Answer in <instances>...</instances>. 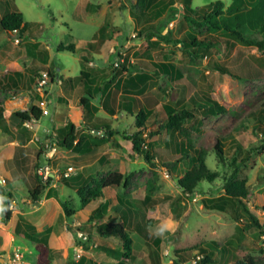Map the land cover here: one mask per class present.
<instances>
[{"label": "rangeland", "instance_id": "rangeland-1", "mask_svg": "<svg viewBox=\"0 0 264 264\" xmlns=\"http://www.w3.org/2000/svg\"><path fill=\"white\" fill-rule=\"evenodd\" d=\"M155 1L158 0H0V19L19 12L23 21L30 25L18 44L14 42L18 35L6 34L0 28V92L14 90L11 89L13 92L9 94L3 93L6 107L9 110L28 108L30 103L24 105L22 100L26 95L28 98L38 95L34 85L39 78L35 77V72L50 71L54 82L51 86L48 84L46 99L51 105L47 109L52 118L56 116L55 123L51 124V115L43 117L32 130L19 124L15 118L10 128L3 124L0 126V138L13 139L22 146L17 148L16 154L23 163L9 195L11 214L13 218H20L24 213L36 221V217L42 218L45 214L44 210L53 211L57 219L48 241L50 264H173L175 252L183 251L195 258L196 248L209 242L227 245L226 253L213 254V264H233L247 255L252 256L256 264H264V150L259 154L255 152L241 169V178L250 191L248 200L243 201L245 209L233 203L219 204L222 201L218 200L223 198V176L230 171L226 166L217 165L212 152L219 128H226L242 151L261 144V137L253 132L252 124L264 110V52L235 43L223 30L193 28L184 19L183 0H171L172 7L152 23L160 27V35L168 36L170 42L158 41L155 30L151 29L138 35L145 26L142 23L144 14L152 11L150 5ZM163 1L170 3V0ZM184 1L189 2L192 10L217 1H221L223 9H226L232 3V0ZM244 1L250 5L255 0ZM229 17L226 14L221 21L230 22ZM246 30L249 37L261 38L260 31H250L248 27ZM189 35L217 45L200 50L191 58L180 44L174 43V40ZM120 58H124L121 66L127 70L131 64H136L137 70L133 71L150 75L143 94L136 97L135 104L131 103V113L119 106L120 97L126 96L122 82L127 76L120 65L114 67ZM155 63L173 65L181 73V78L155 74L152 67ZM214 65L233 71L238 79L215 73L211 70ZM80 71L89 74L96 87L107 84L109 87L103 97L97 95L92 100L98 111L91 118L79 108V98L86 96L82 92ZM14 73H18L20 79ZM56 76L63 81L61 88L67 101L50 94L57 89ZM14 79L17 80L15 86L11 82ZM51 97H54L53 101ZM192 98H208L239 108L242 118L221 116L211 120L198 115L185 125L195 147L208 150L205 157L207 167L220 174L213 183L203 182L193 195H187L179 187L178 177L188 164L184 162L176 171H167L164 164L175 162L180 155L173 146L167 145L169 137L165 132L151 137L149 134L167 118L163 107L178 109L185 106L190 109ZM15 102L18 103L14 105ZM141 108L151 111L143 137L154 150V168L142 156L132 152L131 142L127 139L136 131L135 115ZM248 115L250 119H243ZM100 120L109 121L115 144L106 143L85 154L59 147L50 161L58 175L49 185L43 182L44 192L38 204L33 205L28 200L27 189L34 186L37 165L48 161L44 159L45 150L41 147L42 141L47 139L45 129L54 130V126L59 129L72 122L78 128V135L91 138L93 134L88 132L90 124H97ZM239 122L245 123L244 127ZM34 136L38 142L34 141ZM97 136L101 138V134ZM174 137L177 141L183 139L180 135ZM233 152L227 145L225 158L230 160ZM67 170H72V173L64 178L61 174ZM111 173L129 177V187L107 188L100 197L88 199L87 206L82 208L74 186L93 189L95 183ZM55 192L58 200L69 203L73 212L70 220L64 218L62 209H57L58 200L53 197ZM146 196L150 197L152 208H145L143 201ZM119 199L129 201L139 214L126 225L132 239L129 259L123 257L118 239L103 238L96 231L97 225L121 222L120 217L110 211ZM104 205L107 207L102 212ZM2 207L0 260L4 261L0 264H9L16 249L22 255L21 264H36L33 243L19 235L21 228H16L15 232L9 229V222H4L2 217ZM96 208H101L102 215L99 214L101 217L96 222L89 223L88 217ZM60 216L62 218L58 221ZM137 225L145 226L150 237L140 236L136 231ZM79 234L86 236L87 240ZM39 236L31 234L34 238ZM155 238L160 240L159 244L154 242ZM195 260L184 264H196Z\"/></svg>", "mask_w": 264, "mask_h": 264}, {"label": "trees", "instance_id": "trees-1", "mask_svg": "<svg viewBox=\"0 0 264 264\" xmlns=\"http://www.w3.org/2000/svg\"><path fill=\"white\" fill-rule=\"evenodd\" d=\"M153 1V0H152ZM183 14L185 21L193 28L207 27L211 30H223L227 33L235 43L244 47H254L258 51L264 52V0H255L250 5H248L244 0H232V3L223 9L221 1H217L209 6L202 7L198 10L190 9L189 2L183 0ZM150 3H147L149 5ZM173 2H165L163 0L155 1L150 5L152 11L144 14V19L142 23L145 26L140 30L138 35H143L144 32L148 30H155V34L158 36V41L170 42L168 36L160 35V27L153 26V22L161 19L163 15L170 9ZM230 15V22H226L221 19L225 15ZM199 18V20H197ZM30 27L29 24L23 21V15L19 12H13L5 15L0 20V28L6 34H12L13 31H17V35L23 38L26 29ZM247 27L251 30H258L261 32V38L254 39L249 37L247 32ZM157 42H154L156 44ZM175 44H180L183 49H185L191 58L197 56V52L200 50H207L210 47L216 46V42H212L207 39L198 40L195 36H186L181 40H174ZM155 74L164 75L170 78H181V73L171 64L168 63H155L152 64ZM120 68L127 74L126 78L123 80V91L126 94L120 97L119 106L124 107L129 113H131L132 104H135L136 97L141 96L145 91V86L150 80V75L146 72L133 71L137 70L136 64L130 65V70L125 67L120 66ZM217 74L223 76H230L232 78L238 79L234 75L233 71L222 68L220 66L214 65L211 68ZM50 79H52V73L48 71ZM35 77L40 78L41 73L35 72ZM80 77L82 78L83 94L79 101V108L88 117H94L97 113L98 108L92 104V100L100 95L103 97L108 91V84L103 87H96L94 79L87 73L80 71ZM13 92L11 89L3 90L0 92V122L4 121L10 114L18 121L19 124L26 122L35 121V124L41 118V110L36 105H29L26 110H17L10 112L3 108L5 101V96L1 97V94ZM34 100H40L39 95L34 96ZM132 103V104H131ZM191 108L180 107L178 109L172 108L170 106L163 107V110L167 116L165 121L157 126L149 136L160 135L161 132H165L169 137V143L167 145L173 146L175 151H178L180 157L171 164H164V168L167 171H176L181 163H187L188 168L179 175L178 185L182 192L187 195H193L198 188V186L203 183H213L219 176V172L210 170L205 162V157L208 150L201 147H195L193 138L188 133L185 125L196 119V116H201L202 118L215 119L218 117H232V118H242V113L238 111L239 108H235L224 103H218L211 99H190ZM244 108V105H240ZM112 112V111H111ZM243 112V110H242ZM112 114V113H111ZM260 117L256 118L252 124L253 132L257 133L261 137V144L257 148H250L248 150L242 151V149L237 144L235 138L226 128H219V136L216 137L215 144L212 148L214 154V159L217 165L222 167L226 166V169L230 171L225 176H223V198L218 201H222L219 204L225 205L226 203H233L241 205L245 209V203L243 201L248 200L250 191L246 186L245 180L241 178V169L246 165L251 157L255 154H259L264 150V110L259 113ZM151 117V111L146 109H139L135 115V127L136 131L127 136V139L131 142L132 152L142 156L143 159L151 166L155 167V153L151 144L147 142L146 138L143 137V132L146 130V122ZM243 119H250V116H246ZM92 123V122H91ZM240 126L244 127L245 123L239 122ZM57 134V145L68 151H76L81 154L89 152L92 148L99 147L106 143H113V130L110 129L109 121L100 120L97 124H90L88 132L92 133L91 136L78 135V128L72 122H67L62 128L56 130ZM101 134V138L97 135ZM175 135H180L183 137L182 140L177 141L174 137ZM229 146L234 151L230 160L225 158L226 146ZM239 154H242L240 156ZM52 178H49L46 184H51ZM130 178L123 176L120 173H111L104 177L98 183H95V188L87 189L81 186H74V190L80 200V205L85 208L89 202L88 199H96L100 197L101 192L107 188L122 186L123 189H127L130 185ZM44 183L42 180L35 176V183L32 188L27 190L28 200L33 204H38L40 197L44 192ZM4 198L3 207L1 209L2 217L4 222L9 221L11 216V211L9 209L11 204V196H4L3 192L0 191V198ZM53 197L57 199V193H53ZM89 197V198H87ZM117 205L111 208L114 214L120 217L121 222H113L111 224H100L96 226L97 233L103 238L114 237L121 242L122 245V255L125 259H129L132 250V239L130 238L128 232L126 231V225L132 222L134 218L139 217L138 211L129 201L119 199L117 200ZM217 201V200H216ZM151 200L149 196H146L143 204L145 208H152L150 206ZM209 202H212L209 200ZM59 205L63 211V216L66 219H71L73 212L69 209V203L67 201L58 200ZM106 207L96 208L93 210L88 217V222H96L101 217V210L105 212ZM101 209V210H100ZM264 209V206L262 207ZM101 214V215H99ZM98 215V217H97ZM251 220L258 227L256 219L250 215ZM62 216L59 217L58 221L61 220ZM147 223H150L148 221ZM144 227V228H143ZM18 228H24L27 231L34 232V227L27 223L24 219H19L17 224ZM55 228H47L43 233L40 234L38 238L31 237V235L25 234L21 236L25 240L33 243L34 251L36 252V264H50L48 259L49 249L48 241L50 234ZM140 236L144 238H149L150 235L146 230L145 226L137 225L136 230ZM156 244H159L160 240L153 239ZM80 246V244H77ZM85 249V248H84ZM197 256L200 257L196 264H213L212 256L216 252H227V245L219 246L214 242L203 244L196 248ZM196 256V257H197ZM194 256L190 254L185 255L184 252H175L173 257V264H184L195 259ZM82 262L85 261L84 258L81 259ZM233 264H256L252 256H245L242 260H239Z\"/></svg>", "mask_w": 264, "mask_h": 264}, {"label": "crops", "instance_id": "crops-1", "mask_svg": "<svg viewBox=\"0 0 264 264\" xmlns=\"http://www.w3.org/2000/svg\"><path fill=\"white\" fill-rule=\"evenodd\" d=\"M1 19H2V17H1ZM20 40H22V38H20ZM14 74H16V73H14ZM16 76L20 79V75H18V73L16 74ZM16 81H17L16 79H14L13 81H11L14 86L17 85ZM31 81H33V80L31 79ZM53 82L54 81H52L50 83V86L53 84ZM35 84H36V82H35ZM61 86H63V81L61 82L60 85L56 84V88L57 89L56 90H53L52 92H50V94L53 93L57 98H63V99L65 98V100H66V97L64 96V92H63V89L61 88ZM82 87H83V85H82ZM1 97H3V94H1ZM53 98L54 97H51L52 101H53ZM80 98H79V101H80ZM63 99H61V100L58 99V101H63ZM22 101H23L24 105H27L29 103H30V105L31 104L36 105L37 102H38V100H34V95L31 98H28V95H26L25 97H23V100ZM17 103L18 102H15L14 105L17 104ZM3 108L5 110H9L6 107V102L5 101H4V104H3ZM26 109L27 108H25V109L24 108H20V109L9 110V111L10 112H14V111H17V110H26ZM50 115H51L50 124L51 123H55L56 116H53V118H52V113H50L48 111V115L47 116H50ZM43 117H46V116H41L40 120ZM13 118L14 117L10 114L9 116H7L5 118L4 121L0 122V126H2V124H3L4 127L6 125L8 128H10V125L12 126V122L11 121H12ZM40 120L38 121V123H40ZM50 127H53V126H50ZM53 129L54 130H51V128H49V129H45V131L50 130V131H52V132L54 131L56 133L57 132L56 131L57 128L54 126ZM1 134H2V128L0 127V135ZM18 147L20 148L22 146L20 144H18L16 141H14L13 139H10L9 140L8 138H0V191L3 192L4 196H8V195H10V193H12V191H13V182H16L15 176H16L17 172H19V170H20L19 167L23 163V160L20 157H18L17 154H16ZM43 157H44V155H43ZM44 159H45V157H44ZM44 163H45V161H44ZM40 165H42V163H39L37 166H40ZM52 182H53V180H52ZM4 198L5 197H1L0 198V206L3 205ZM56 207H57V209H61L58 201L56 203ZM44 213L45 214H42V218L36 217L35 218L36 221H34L33 218H28L24 213H22V216L20 218L18 216H16L15 218H13V216L11 214L9 221H7V222H9V224H8L9 225V229L12 230L13 232H15V229L17 227V224L19 222V219L22 218L27 223L31 224L34 227V232L33 233L40 235L42 231L44 232L47 228L53 227L52 225H54V223L56 222V219H57V217L55 216V214L53 213V211H51L49 209L44 210ZM2 227H3V225L0 224V233H1V228ZM33 233L30 232V231L25 230L24 228H21V230L19 232V235H21V236L24 237L25 234L31 235Z\"/></svg>", "mask_w": 264, "mask_h": 264}, {"label": "built area", "instance_id": "built-area-1", "mask_svg": "<svg viewBox=\"0 0 264 264\" xmlns=\"http://www.w3.org/2000/svg\"><path fill=\"white\" fill-rule=\"evenodd\" d=\"M12 33L17 34V31H13ZM14 42L18 44L21 42V40L18 37H16L14 39ZM123 62H124V58L118 59V61L114 64V67H119V65L121 66ZM55 80H56V84L58 85H60L62 82L58 76H56ZM51 82L52 81L49 77L48 71H46L41 74L39 80L35 84L36 93L40 97V100L37 102L36 106L40 108L41 116L48 115L47 106L50 104V101H47L46 98L49 94L48 84ZM34 124H35V121L32 120L31 122L23 123V126L32 130V127ZM45 133L47 135V139L42 141L41 147L45 150L44 157L48 161H46L44 165L37 166V168L35 169V173L44 183H46L49 178L54 179L58 175L57 172L54 171V169L52 168V163L50 161L53 160V157L57 154V151L59 150V146L57 145V134L54 131L52 132L50 130L45 131ZM34 141L38 142L39 140L38 138L34 136ZM71 173H72V170H67L66 172H63L61 175L64 178H67L70 176ZM79 237H82L83 240H87V237L83 236V234H79ZM21 258H22V255L20 251L16 249L13 252L12 260L8 262L9 264H21L22 263ZM199 259L200 257L197 256L194 263H196L197 260Z\"/></svg>", "mask_w": 264, "mask_h": 264}, {"label": "water", "instance_id": "water-1", "mask_svg": "<svg viewBox=\"0 0 264 264\" xmlns=\"http://www.w3.org/2000/svg\"><path fill=\"white\" fill-rule=\"evenodd\" d=\"M3 262V260H1Z\"/></svg>", "mask_w": 264, "mask_h": 264}]
</instances>
